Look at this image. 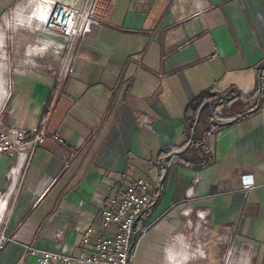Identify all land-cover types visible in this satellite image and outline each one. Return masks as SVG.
<instances>
[{"label":"crops","instance_id":"0c3cea01","mask_svg":"<svg viewBox=\"0 0 264 264\" xmlns=\"http://www.w3.org/2000/svg\"><path fill=\"white\" fill-rule=\"evenodd\" d=\"M107 1L63 46L36 37L52 0H0V126L29 130L51 108L27 163L0 157V264H37L28 243L77 253L137 176L164 193L136 225L133 264L181 250L183 264H264V0ZM207 90L226 99L189 106Z\"/></svg>","mask_w":264,"mask_h":264},{"label":"built area","instance_id":"2783aa9c","mask_svg":"<svg viewBox=\"0 0 264 264\" xmlns=\"http://www.w3.org/2000/svg\"><path fill=\"white\" fill-rule=\"evenodd\" d=\"M108 6L107 0H52L47 13L36 26L39 29L37 37L49 36L59 40L63 46L73 45L100 25ZM4 51L7 52L6 49ZM69 71L72 68L68 62L62 75ZM50 113L51 108L42 123L29 130L1 125L0 157L19 155L22 158L26 155L24 159L27 163L35 147L48 139L46 122ZM101 213L102 229L97 232L92 227L87 228L81 240L83 248L77 253L69 252L59 241L51 247L28 243L29 255L36 259L37 264H133V241L142 234V227L136 230L141 219L138 176L119 194L108 197ZM59 234L63 235V232ZM8 240L9 237L1 232L0 249ZM244 262L249 264L247 260Z\"/></svg>","mask_w":264,"mask_h":264},{"label":"trees","instance_id":"16d2710c","mask_svg":"<svg viewBox=\"0 0 264 264\" xmlns=\"http://www.w3.org/2000/svg\"><path fill=\"white\" fill-rule=\"evenodd\" d=\"M263 80L264 79H263V73H262L261 74V79H260L261 85H259L258 91H262V83H263ZM225 97H226V95H224V94L223 95H220V96H217L215 93L211 92L210 90H207V91H203L200 94H198L197 96H195L192 99L191 104H189V106L192 105V106L195 107V109L198 110L203 104H205L207 102V100H211L212 102H214V103L217 104L218 100L226 99ZM172 152H173L172 148H169V149H166L163 152V154L169 155ZM163 193H164V182H162L160 184L159 189L156 192L155 198H154L153 203L151 204V206L152 205L154 206V205H157L158 204V202L161 200V198L163 196ZM141 235H139V237L137 236V240H139V238H140Z\"/></svg>","mask_w":264,"mask_h":264},{"label":"bare ground","instance_id":"6f19581e","mask_svg":"<svg viewBox=\"0 0 264 264\" xmlns=\"http://www.w3.org/2000/svg\"><path fill=\"white\" fill-rule=\"evenodd\" d=\"M138 178H139L140 207H141V215H142L145 211H147L151 207V204L153 203V200L155 198L157 190L159 189V186L157 188L152 189L148 180L142 177H138ZM145 231H146V227H142V234Z\"/></svg>","mask_w":264,"mask_h":264},{"label":"rangeland","instance_id":"374dc122","mask_svg":"<svg viewBox=\"0 0 264 264\" xmlns=\"http://www.w3.org/2000/svg\"><path fill=\"white\" fill-rule=\"evenodd\" d=\"M16 16L15 17H13V20H12V18H9V24L11 23H13V26H14V24H16ZM41 22V20H37L36 21V23H35V26H38L39 25V23ZM27 25H25V27H26ZM15 28H17V25L15 26ZM15 28H13L12 30H10V33H9V36H8V43H9V47H10V49L12 48H14V44H15V34H16V30H15ZM35 32L37 33V34H39V29L38 28H35ZM33 36H36V34L34 33V35ZM7 37V36H6ZM37 37V36H36ZM12 49H11V51H12ZM0 50H1V47H0ZM1 58V57H0ZM1 61H2V59L0 60V64L3 66V63H1ZM3 67H5V66H3ZM8 82V81H7ZM8 84H10V80H9V82H8ZM10 90V92H11V89H9ZM9 93V92H8ZM6 95H8V94H2V92L0 93V96H2L3 97V101L0 103V107H1V105H2V103H6L5 102V99L7 98V96ZM32 129V128H31ZM139 237V236H138ZM181 251H183V250H181ZM181 251H179L178 252V257L176 258V261H179L177 264H179L180 262V264H183V262H185V260H184V254H181L182 252ZM193 252V251H192ZM197 253H195V252H193L192 254H189V256H191V257H193V255H196ZM187 256V255H186ZM200 257V256H199ZM228 259V258H227ZM183 260V261H182ZM235 262V261H234ZM195 264V263H194ZM196 264H199V263H196Z\"/></svg>","mask_w":264,"mask_h":264},{"label":"water","instance_id":"95a60500","mask_svg":"<svg viewBox=\"0 0 264 264\" xmlns=\"http://www.w3.org/2000/svg\"><path fill=\"white\" fill-rule=\"evenodd\" d=\"M164 177H165V176H164ZM135 242H136V241H135V239H134L133 244H135Z\"/></svg>","mask_w":264,"mask_h":264}]
</instances>
